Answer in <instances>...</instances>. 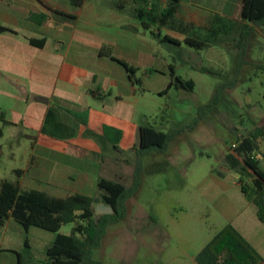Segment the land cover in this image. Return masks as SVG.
<instances>
[{"label":"crops","instance_id":"1","mask_svg":"<svg viewBox=\"0 0 264 264\" xmlns=\"http://www.w3.org/2000/svg\"><path fill=\"white\" fill-rule=\"evenodd\" d=\"M166 5L167 0H82L77 6L70 0H0V26L10 29L0 31V113L9 122L0 124L34 132L32 149L39 152L21 169V186L56 197L94 196L99 178L123 182L131 176L144 89L119 61L136 68V76L174 70L158 59L161 42L133 15L135 7L158 13ZM240 6L241 0H180L161 32L179 41L168 44L181 47L186 35L207 37L217 15L239 20ZM216 31L222 42L215 45L236 38ZM104 126L112 129L106 134ZM252 205L229 224L264 264V223ZM11 219L0 225V264H23L20 252L32 246L25 240L19 247Z\"/></svg>","mask_w":264,"mask_h":264},{"label":"rangeland","instance_id":"2","mask_svg":"<svg viewBox=\"0 0 264 264\" xmlns=\"http://www.w3.org/2000/svg\"><path fill=\"white\" fill-rule=\"evenodd\" d=\"M234 43L226 38L222 45L211 43L198 50L184 43L181 47L160 43L158 59L172 63L177 75L192 79L193 91L166 90L168 69L165 75L137 73L144 93L135 118L163 132L185 129L165 152L143 157L140 186L126 202V216L106 228L101 245L93 250L94 259L103 264H197L195 255L212 236L235 213L253 206L240 191L238 175L225 167L224 156L238 138L264 125V27L253 31L243 56L246 63L237 75L240 54ZM233 78L235 85L223 92L215 109L194 128H186L217 86ZM2 129L0 178L14 181L19 178L14 170L25 168L31 154L39 153L32 149L36 135L23 125ZM258 160L264 171V142ZM130 182L129 175L122 183ZM11 224L19 247L25 240L32 246L20 252L23 264H46L44 245L56 233L36 226L25 230L13 218ZM72 226L64 224L58 232L69 234Z\"/></svg>","mask_w":264,"mask_h":264},{"label":"trees","instance_id":"3","mask_svg":"<svg viewBox=\"0 0 264 264\" xmlns=\"http://www.w3.org/2000/svg\"><path fill=\"white\" fill-rule=\"evenodd\" d=\"M82 0H70L72 5H79ZM180 0H167V5L158 13L146 7H135L133 15L141 21L145 30L160 42L179 43L178 40L162 34L161 28L167 25L176 11ZM43 17V16H42ZM212 30L205 38H195L186 35L182 43L193 49H201L209 44L222 42L217 39V30H223L225 37L236 34L234 48L240 54L236 73L246 63L243 58L246 48L256 27L264 26V0H241L240 19L231 20L222 16H215L211 24ZM154 27V28H152ZM9 30L0 26V31ZM41 45V42L29 40ZM119 61V60H118ZM124 65L132 83L141 86V80L136 76L137 69L126 63ZM264 69V65H261ZM200 71L215 74L214 70L199 67ZM169 81L166 90L193 91L195 83L192 79H185L177 75L173 69L169 71ZM236 79L220 83L214 91L210 101L198 109V115L191 125L196 124L213 111L223 92L233 87ZM0 121L9 123L0 113ZM112 128L104 126L107 134ZM185 127L175 128L168 132L155 129L151 125H141L138 128V144L133 147L134 162L131 182L124 185L120 181L99 178L97 194L94 196L81 193H70L65 197H56L45 191L24 187L17 180H0V225L9 217L20 223L25 230L36 226L56 235L46 248V264H103L93 258V250L101 245L106 228L120 222L127 213L126 202L140 186L142 159L150 153H163L168 144ZM3 134L0 125V137ZM264 142V126L255 127L247 135L237 139L235 145L224 156V165L238 175L240 191L255 205L258 219L264 223V171L259 167L258 154ZM117 142H114L116 146ZM17 174L21 170H14ZM103 203L112 208L111 213H97L96 204ZM72 223L69 234L58 232L64 224ZM197 264H259L262 256L231 224H226L217 231L194 257Z\"/></svg>","mask_w":264,"mask_h":264},{"label":"water","instance_id":"4","mask_svg":"<svg viewBox=\"0 0 264 264\" xmlns=\"http://www.w3.org/2000/svg\"><path fill=\"white\" fill-rule=\"evenodd\" d=\"M95 210L97 213H100V214L112 212V208L108 205L103 204V203L96 204Z\"/></svg>","mask_w":264,"mask_h":264}]
</instances>
